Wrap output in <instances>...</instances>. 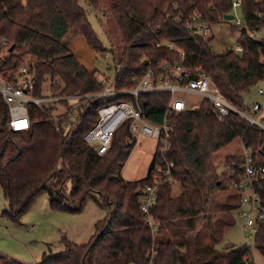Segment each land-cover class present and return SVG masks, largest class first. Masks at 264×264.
I'll return each instance as SVG.
<instances>
[{"label":"trees","instance_id":"trees-1","mask_svg":"<svg viewBox=\"0 0 264 264\" xmlns=\"http://www.w3.org/2000/svg\"><path fill=\"white\" fill-rule=\"evenodd\" d=\"M232 0H0V76L12 82L25 62L34 97L82 96L102 91L101 77L85 68L69 47L82 37L95 51L104 48L89 21L87 6L114 20L120 35L121 70L114 89L134 86L149 64L180 65L193 77L197 69L208 75L221 94L236 108L249 112L243 95L264 80V41L249 38L241 27L237 44L243 51L220 54L203 39L186 29L190 16L201 14L210 24L223 22ZM244 24L264 31V0H241ZM257 13L259 15H257ZM13 49L9 51V48ZM128 99L82 98L74 110L77 119L66 118L73 110L68 102L27 105L29 128L14 132L9 112L0 96V188L8 203L1 216L19 222L34 198L45 194L50 205L71 214L82 212L88 200L105 211L94 232L83 244L65 236L64 250L43 253L37 264H254L250 248L230 245L221 250L227 221L223 217L238 209L241 193L236 189L219 206L216 194L229 190L241 176L242 152L224 156L227 172L219 175L218 154L241 145L253 153L256 164L264 166V131L249 126L231 113L219 120L211 102L200 100L171 117V133L165 152L154 150L145 177L127 180L122 171L134 141L128 124L115 132L110 150L98 156L84 137L95 126L100 107ZM170 100L168 93L142 94L139 105L146 120L162 122ZM60 109V110H59ZM51 117H56L53 121ZM171 161L174 184L160 186L149 214L156 232L146 226L140 201L150 183L155 164ZM179 192L173 194V186ZM259 185L261 188H259ZM264 209V181L255 186ZM233 199V205L226 204ZM254 247L264 257V220L252 227ZM0 264H22L0 254Z\"/></svg>","mask_w":264,"mask_h":264},{"label":"built area","instance_id":"built-area-1","mask_svg":"<svg viewBox=\"0 0 264 264\" xmlns=\"http://www.w3.org/2000/svg\"><path fill=\"white\" fill-rule=\"evenodd\" d=\"M258 1L261 2L262 0ZM239 8H241V0H232L231 10L227 14L232 15L233 19L227 22H232L235 19V12ZM257 15L259 14L257 13ZM211 25L203 19L201 14L190 16L185 23L186 29L203 39H213ZM235 25L243 27L249 38L264 41V31L262 29H250L239 20L235 21ZM0 42H3V40H0ZM232 51L239 54L243 51V48L237 44L235 50ZM104 56L109 58L112 54L110 51H106ZM2 58L1 55L0 62ZM146 63L150 64L142 77L133 76L131 78L134 86L130 89H114V78L122 68L116 62L113 66L112 76L101 78L103 88L98 93L82 96L50 95L43 97H34L31 94L33 85L31 80L27 78V68L19 66L12 82L5 81L0 76V96L8 107L9 127L14 132L25 131L29 128L28 104L41 107L44 104L66 101L69 107L73 108V110L67 112L66 118L77 119L78 115L74 107L79 99L126 96L128 99L112 101L99 108L97 122L85 135V141L95 149L98 156H104L111 148L112 138L117 129L127 123L130 138L134 141L133 149L137 146L140 138H144L153 141L155 149L165 152L168 148L171 133V117L187 108H191L189 107L190 98L194 97L199 100H209L219 120L228 117L231 113H236L245 119L249 126L264 131V123L253 117V114L261 111L260 105H253L249 112L236 108L221 94L210 77L201 70L197 69L193 77H190L189 72L180 65L164 62L154 68L152 66L154 60H147ZM109 69H111L110 66ZM153 92L168 93L170 96L162 122L159 124L148 122L139 105L140 95ZM258 93L262 95L264 91L259 89ZM242 156L241 176L238 180L232 182L231 187L241 193L237 215L244 220L241 230L245 232L247 229L252 228L256 222L264 220V209L260 206L259 195L255 188L258 182L264 181V166L256 164L253 153L244 147H242ZM173 166L174 164L171 161H162L155 164L150 172V183L145 187L141 196L140 208L146 215L145 224L153 233L156 232L157 227L149 212L155 204L160 186L164 183L174 184L171 172ZM259 188H261L260 185Z\"/></svg>","mask_w":264,"mask_h":264},{"label":"rangeland","instance_id":"rangeland-1","mask_svg":"<svg viewBox=\"0 0 264 264\" xmlns=\"http://www.w3.org/2000/svg\"><path fill=\"white\" fill-rule=\"evenodd\" d=\"M86 8L89 11V21L93 29L98 34L104 48L110 49L112 56L106 58L103 52L89 48L82 37L73 38L69 47L78 61L88 70L97 71L101 78H109L112 76L113 66L120 56L121 38L114 20L108 18V14L103 16L101 12L92 10L88 6ZM236 20L241 23L244 22L241 8L235 12V19L232 22L223 21L210 26L213 36L210 48L214 53L220 54L226 50H235L241 31V27L235 25ZM22 58L23 61L20 62V66H26L24 61L28 60V57L25 55ZM259 89L264 91V82L257 83L249 92L245 93L243 101L249 109L255 104L261 106V111L253 114V117L264 123V93L260 95ZM199 102V99L191 97L189 107L195 108ZM51 119L57 120L56 117H51ZM132 149L122 171L127 180L145 177L152 153L155 150V143L140 138L137 146ZM235 152H242V146L234 145L230 150L218 154L216 166L219 175L227 172V168L224 167V156ZM231 190L230 185L229 190H226L225 193L216 194L213 220L222 218L223 213H220L219 206L225 203L226 197L231 194ZM178 192V186H173V194ZM234 202L233 199H230L226 204L233 205ZM7 207L8 203L0 188V214ZM104 217L105 211L97 207L94 200H88L81 213L71 214L53 208L47 196L39 194L34 198L19 222H14L0 215V254L22 264H37L40 262L43 253H57L64 250L60 243L62 236L76 244L87 242L94 232L95 223ZM223 217L228 224L218 248L226 250L230 245H246L250 248L254 264H264V257L254 247L253 229L249 228L245 232L241 230L244 220L239 218L237 210L232 209L228 215Z\"/></svg>","mask_w":264,"mask_h":264},{"label":"water","instance_id":"water-1","mask_svg":"<svg viewBox=\"0 0 264 264\" xmlns=\"http://www.w3.org/2000/svg\"><path fill=\"white\" fill-rule=\"evenodd\" d=\"M233 19V16L232 15H229V14H226V15H224L223 16V20L224 21H231ZM13 49V46H11L10 48H9V51H11Z\"/></svg>","mask_w":264,"mask_h":264},{"label":"crops","instance_id":"crops-1","mask_svg":"<svg viewBox=\"0 0 264 264\" xmlns=\"http://www.w3.org/2000/svg\"><path fill=\"white\" fill-rule=\"evenodd\" d=\"M72 40V39H71ZM85 41V40H84ZM86 43V42H85ZM71 44V43H70ZM87 45V44H86ZM81 63V62H80ZM83 65V64H82ZM84 66V65H83ZM85 68H86V66H85Z\"/></svg>","mask_w":264,"mask_h":264}]
</instances>
